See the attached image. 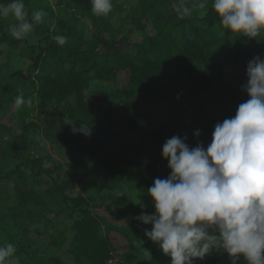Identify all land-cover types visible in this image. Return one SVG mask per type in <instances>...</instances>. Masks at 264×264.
<instances>
[{
  "label": "trees",
  "instance_id": "1",
  "mask_svg": "<svg viewBox=\"0 0 264 264\" xmlns=\"http://www.w3.org/2000/svg\"><path fill=\"white\" fill-rule=\"evenodd\" d=\"M23 2L47 15L20 40L8 32L14 17L0 18V55L7 46L19 57L0 64V246L14 244L20 264H164L137 219L154 213L147 189L169 175L162 146L174 135L211 143L249 98L246 68L264 58V32L222 28L211 0L183 19L172 0H112L99 17L89 0ZM21 95L31 105L17 109ZM114 231L128 239L125 263ZM193 264L232 260L214 249Z\"/></svg>",
  "mask_w": 264,
  "mask_h": 264
},
{
  "label": "clouds",
  "instance_id": "2",
  "mask_svg": "<svg viewBox=\"0 0 264 264\" xmlns=\"http://www.w3.org/2000/svg\"><path fill=\"white\" fill-rule=\"evenodd\" d=\"M89 3L98 17L113 8L112 0ZM207 4L172 0L171 7L183 19ZM211 7L226 30L250 38L264 32V0H211ZM46 15L43 9L29 14L23 0H0V18L14 17L8 32L17 40ZM53 39L63 46L68 38ZM246 75L242 89L249 98L233 117L215 124L207 147H190L186 137L175 135L162 146L169 175L155 178L147 189L154 213L137 219L151 224L144 234L170 257V264H193L214 249L226 253L232 264L241 257L247 264H264V58L249 61ZM25 103L30 106L31 100L15 99L17 109ZM15 253L12 243L0 246V264H20Z\"/></svg>",
  "mask_w": 264,
  "mask_h": 264
},
{
  "label": "rangeland",
  "instance_id": "3",
  "mask_svg": "<svg viewBox=\"0 0 264 264\" xmlns=\"http://www.w3.org/2000/svg\"><path fill=\"white\" fill-rule=\"evenodd\" d=\"M54 2V0H52ZM120 2H124V6L126 8H128V6L133 3V0L131 1H127V0H120ZM119 15H124V12H122L121 14H116L112 19H111V22L115 25H118L119 24V21H118V16ZM148 32L149 33H153V29L151 27H148ZM2 54L0 55V64H3V62L6 61V59L8 58V55L9 56H12L11 59V63L14 64L15 61L19 58L17 56L18 54V51L15 49L13 50L12 52H9L8 51V47L7 46H3L2 47ZM17 53V54H16ZM23 62V61H22ZM30 63L29 60H26L24 61L23 63V70L26 72V67L28 66V64ZM6 68V67H5ZM10 68V67H9ZM7 69V68H6ZM94 84V83H93ZM92 86V85H91ZM129 137L133 138L132 135H128ZM134 139V138H133ZM100 211V210H99ZM104 213V212H103ZM117 223L121 224L123 223L124 221H116ZM42 229V228H41ZM111 238H112V243L114 245V248H115V251L117 253V256L119 257V259H121L122 262H126V260L129 258V253H130V245L128 243V239L124 236V234H122V232H118V231H114L113 233H111ZM136 242L138 243H142V241H140L139 239L136 240ZM153 243L150 244V246L152 245ZM150 246L148 247L149 251H151V248ZM65 250V248H64ZM61 255L64 256V258H69L68 255H64L61 253ZM145 255L147 256V258H150L151 256L148 255L147 253H145ZM163 257V258H162ZM162 257L161 259H163V262L164 264H170V257L164 255L162 253ZM148 264H156V263H153V262H149Z\"/></svg>",
  "mask_w": 264,
  "mask_h": 264
},
{
  "label": "built area",
  "instance_id": "4",
  "mask_svg": "<svg viewBox=\"0 0 264 264\" xmlns=\"http://www.w3.org/2000/svg\"><path fill=\"white\" fill-rule=\"evenodd\" d=\"M108 262H109V264H117V260L115 258L110 259Z\"/></svg>",
  "mask_w": 264,
  "mask_h": 264
}]
</instances>
